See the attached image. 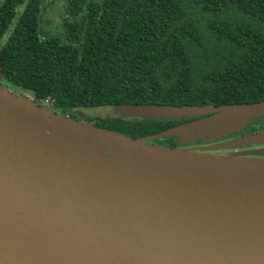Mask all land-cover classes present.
<instances>
[{"label":"water","instance_id":"1","mask_svg":"<svg viewBox=\"0 0 264 264\" xmlns=\"http://www.w3.org/2000/svg\"><path fill=\"white\" fill-rule=\"evenodd\" d=\"M110 110L210 115L134 141L0 84V264H264V157L148 143L238 132L264 117V101Z\"/></svg>","mask_w":264,"mask_h":264},{"label":"trees","instance_id":"2","mask_svg":"<svg viewBox=\"0 0 264 264\" xmlns=\"http://www.w3.org/2000/svg\"><path fill=\"white\" fill-rule=\"evenodd\" d=\"M48 1L0 0L1 78L37 106L77 120L121 104L264 101V0H63L60 35L41 27ZM208 115L81 122L136 141Z\"/></svg>","mask_w":264,"mask_h":264},{"label":"rangeland","instance_id":"3","mask_svg":"<svg viewBox=\"0 0 264 264\" xmlns=\"http://www.w3.org/2000/svg\"><path fill=\"white\" fill-rule=\"evenodd\" d=\"M50 1L54 2L50 5ZM63 8V0H49L42 5L41 27L43 30L49 31L53 35H60L62 32V16L61 10ZM0 84L9 90L14 95H19L31 99L32 96L30 92L22 90L18 87H13L7 82H5L0 75ZM77 120H95L102 119L106 117H116L112 114L109 108H93L89 110H74L72 112ZM260 118V117H259ZM84 119V120H82ZM257 119V118H254ZM264 129V126L261 127ZM253 131H240V132H230L226 135H222L218 138H210L204 136L202 138H194L192 141H184L182 143H177L175 140V145L177 148L188 152L195 153H207L211 156H233V157H247L242 156L241 152L250 151L256 147L264 146V133L262 130ZM205 135V134H204ZM192 137V136H191ZM248 139V140H246ZM181 142V141H180ZM178 144V145H177Z\"/></svg>","mask_w":264,"mask_h":264},{"label":"flooded vegetation","instance_id":"4","mask_svg":"<svg viewBox=\"0 0 264 264\" xmlns=\"http://www.w3.org/2000/svg\"><path fill=\"white\" fill-rule=\"evenodd\" d=\"M259 120H257V122H255V123H263V124H261V125H257V124H255L254 122H253V124L254 125H252V126H248L250 123H246V125L241 129V130H239L238 132H240V131H253V130H251V129H254V130H260L261 129V127H263L264 126V117H260V118H258ZM242 153V156L244 155V156H247V157H264V146H261V147H256V148H254V149H251L250 151H244V152H241Z\"/></svg>","mask_w":264,"mask_h":264}]
</instances>
